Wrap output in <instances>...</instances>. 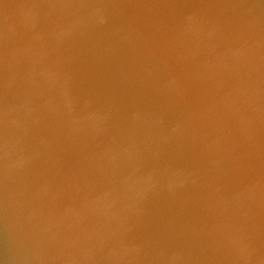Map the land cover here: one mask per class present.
Returning a JSON list of instances; mask_svg holds the SVG:
<instances>
[{
	"label": "water",
	"instance_id": "95a60500",
	"mask_svg": "<svg viewBox=\"0 0 264 264\" xmlns=\"http://www.w3.org/2000/svg\"><path fill=\"white\" fill-rule=\"evenodd\" d=\"M0 264H264V0H0Z\"/></svg>",
	"mask_w": 264,
	"mask_h": 264
}]
</instances>
